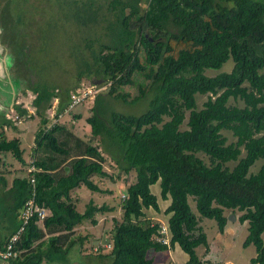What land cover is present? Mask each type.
<instances>
[{
    "label": "trees",
    "instance_id": "16d2710c",
    "mask_svg": "<svg viewBox=\"0 0 264 264\" xmlns=\"http://www.w3.org/2000/svg\"><path fill=\"white\" fill-rule=\"evenodd\" d=\"M13 2L0 0V18L6 23L18 22L17 15L22 19V6L13 13ZM67 4V20L84 28L100 25L94 0ZM108 9L113 19L109 15L103 20L108 22L110 40L89 39L86 47L91 55L81 54L77 80L84 76L99 80L108 86V96L126 104L136 105L151 95L148 108L140 114L108 111L103 93L97 94L87 118L92 137L99 140L94 144L60 124L47 126L46 112L53 99L60 100L58 116L68 108L71 90L58 91L55 85L40 81L32 87L33 105L42 124L33 152L41 156L35 161L36 171L15 177L10 185L7 171L0 169V212L7 216L0 223H8L3 250L22 226L21 212L34 193L36 202L50 214L42 227L37 215L31 218L14 245L21 256L10 263L72 261L76 239L66 245L60 234L44 240L43 229L70 232L86 222L97 225L98 214L115 210V206L91 200L79 211L72 194L82 186L92 192H109L94 177L109 176L104 164L110 157L126 175L135 171L136 188L121 198L123 217L115 219L109 251L104 252L102 246L92 251L102 259L95 264H159L148 257L149 251L163 252L176 245L189 255L186 264H205L196 250L201 245L209 247L200 219H214L224 233L229 220L226 209L241 212L239 221L248 223L243 244H254L257 252L250 264H264V164L257 172L250 171L264 159V0H110ZM229 59L234 61L230 72L206 73L222 68ZM198 94L208 95L202 108ZM231 99L244 105L232 104ZM16 109L22 116L27 114L20 105ZM186 120L188 128L182 129ZM223 130L237 140L227 143ZM0 137V154L10 152L25 164L21 140L8 138L4 130ZM242 149L246 151L243 157ZM199 153L208 156L210 163ZM232 161L237 164L230 168L227 163ZM158 182L161 198L170 200L165 209L171 214L170 246L155 240L161 222L146 218L144 211L160 210L151 190ZM87 240V235L79 237L81 246Z\"/></svg>",
    "mask_w": 264,
    "mask_h": 264
},
{
    "label": "rangeland",
    "instance_id": "374dc122",
    "mask_svg": "<svg viewBox=\"0 0 264 264\" xmlns=\"http://www.w3.org/2000/svg\"><path fill=\"white\" fill-rule=\"evenodd\" d=\"M21 1L22 0H14L15 3H12L13 13L20 5L23 8L22 19L20 20L22 24L14 28L19 27L18 30L21 29L22 40H26V45L30 48L32 47V63L30 67L33 70L36 69L40 82L51 86L55 85L58 91L69 89L71 90L69 95L76 89V84L80 85L83 83L86 86L97 85L93 86V89L97 90L96 93L89 99L73 108L68 106V108L58 116L57 108L60 100L53 99L52 107L46 112V117L48 118L47 126L60 124L66 130L73 131L74 134L80 137L84 142L97 144L99 140L92 137L91 126L87 122V118L92 114V107L95 104L94 101L97 94L103 93L105 107L108 111L116 110L127 114H140L146 111L151 95H149V98L146 97L136 105L126 104L108 96V94L105 93L108 86L99 80H93L85 76L80 81L77 80L79 71L78 65L82 62L80 60L81 54L86 53L87 58L91 55V52L86 47V43L89 42V39H97L99 37L100 41L103 42H108L110 40V37L106 36L108 32L106 26L108 22H104L103 20L104 18H109V15L111 19H113L112 12L108 9L110 0H94L95 6L93 8L97 12L100 25H90V28L81 27L74 21L67 20V15L69 13V4L67 3H70L72 0H65L67 3H63L64 0H27L23 5ZM142 6L145 7L146 4L142 3ZM97 7H100V10ZM18 11H20V9H18ZM17 16H19L18 19L21 18L20 15ZM94 46L98 48V42L95 40ZM233 66V59H229L222 68L208 69L206 73L210 76H214L223 71L230 72ZM78 85L76 87H78ZM130 91L134 94L133 88H130ZM35 96L36 94L31 89L21 92L17 96L15 108L6 112L10 115L13 114V111L19 112L18 109H16L19 105L27 109V114L23 115L21 119L22 123L15 124L12 120L8 122L6 120L5 123L7 114L4 116V120H0V131L4 130L10 139L14 137L19 138L25 151V164L18 161L10 152L0 154V169L11 173L15 172L12 175L8 172V174H5L9 185L15 177L29 176L33 160L35 161L41 156V152L37 154L33 152L38 139V131L42 125L41 116L36 113V108L33 105ZM207 97V94L197 95L199 108H202ZM230 102L240 106L244 105L242 101H235L234 99H231ZM188 114L187 112V117ZM78 115H81V117H78ZM186 123L187 120L182 125V129L188 128ZM223 134L228 139L227 143L237 140L230 131L223 130ZM245 154V149H242L241 157L245 156ZM198 155L202 157L205 162L208 164L210 163L208 156L203 153H199ZM236 164L237 161L227 163L230 168H233ZM263 164L264 159L258 160L251 167L250 171L257 172ZM104 165L109 176H95L94 179L103 189H108L109 192H92L87 187L82 186L74 189L72 194L76 199L79 211H84L91 200L99 205L107 203L111 206H115V210L98 214L96 216L99 221L97 225L86 222L78 225L70 232L60 231L51 233L43 227L44 235L42 239L44 240L48 239L51 235L60 234L61 243L66 245L71 238L76 239L77 243L71 249L70 257L73 261H79L80 264H95L97 261H102L98 254H94L92 251H96V245H101L104 252L109 251L110 248L107 246L111 243V231L115 225V219L121 220L123 217V209L120 205L121 198L128 190L136 188L135 171L126 175L121 170L120 166L110 157H107ZM110 175H112V177ZM151 190L158 197L160 210L157 211L153 208L145 209L146 218H150L153 222L163 221L164 223H168L171 214H167L165 209L170 204V200L161 198L160 182L152 185ZM189 202L193 210L197 213L199 218H201L196 209L193 197H189ZM225 215L229 220L224 233L219 231L217 222L214 219L205 217L200 219V226L203 227L208 236L209 247L204 245L199 246L196 249L197 254L205 264H209L207 261L216 264H250L251 259L257 255V252L254 244L247 247L243 244L248 235V223H241L239 221L238 218L241 212L237 211L236 213H232L231 210L226 209ZM3 217L7 219L5 213L3 214L0 212V218ZM230 217L234 219H230ZM1 224L0 230L8 225V223L5 225L3 222ZM40 227L42 226L40 225ZM0 233L2 235L1 231ZM4 233L8 234L5 230ZM86 235L88 236V240L81 246L79 237ZM148 257L154 259V261L159 264H186L189 259V255L184 252L179 245H176L174 249L163 252H156L152 249L149 251Z\"/></svg>",
    "mask_w": 264,
    "mask_h": 264
},
{
    "label": "built area",
    "instance_id": "2783aa9c",
    "mask_svg": "<svg viewBox=\"0 0 264 264\" xmlns=\"http://www.w3.org/2000/svg\"><path fill=\"white\" fill-rule=\"evenodd\" d=\"M93 86H97V85L86 86L83 83L78 85V87H76V89H74L70 94L69 107L73 108V107L85 102L94 93H96L97 90L96 89L94 90ZM55 100H59V98L57 97V98H55ZM6 118H7V120H12L15 124H19V123H22L21 119L23 118V116L20 115L19 112L13 111V114L12 115L7 114ZM35 161L33 160L30 172L37 170V168L35 166ZM30 180L33 183V187H34L35 186L34 185V182H35L34 176L31 175ZM34 195H35V193H34ZM34 195L30 200H28L25 208L21 212L20 219L22 220V226L20 227V229L17 233H15L13 236H11L6 249H4L3 251L0 252V257L4 260L10 259V258H15L19 255V252L14 249V245L20 239L21 233L24 231L26 225L29 223L31 218L33 216L37 215V223L40 225H43V222L45 221L47 216L50 214V210L48 208L40 206L36 202ZM124 196L125 195L123 194V197ZM160 222H161V225H160V228L158 230L160 235L154 236V238H155V240L160 241L163 244L170 246L172 233L170 230L169 223H164L163 221H160ZM100 247H101V245H96L95 250L99 251ZM107 247L110 248L111 244L109 243V245Z\"/></svg>",
    "mask_w": 264,
    "mask_h": 264
},
{
    "label": "flooded vegetation",
    "instance_id": "af4514ba",
    "mask_svg": "<svg viewBox=\"0 0 264 264\" xmlns=\"http://www.w3.org/2000/svg\"><path fill=\"white\" fill-rule=\"evenodd\" d=\"M21 18H19L18 22L15 23H6L3 19L0 18V31L3 32V36L5 37L6 44H8L9 49L11 52L17 57L19 63L23 68H20L18 66H15L12 69V73L14 76V80L16 82L17 88H16V97H15V102L17 101V96L21 92L27 91V90H32V87L35 86V84L40 81L39 75L37 74L38 72L33 70L30 65L32 63L31 59V51L32 47L30 48L29 46L26 45V40H22L21 38V29L18 30V28H14L15 26H19L21 24L20 22ZM10 21V20H9ZM13 37V38H12ZM12 38V39H11ZM3 87H0V90H2ZM2 91H0V97ZM9 97L8 100L5 99V101L10 105V103L13 101H9V98L11 95L8 94ZM3 100V99H2ZM5 102V103H6ZM1 105H3L1 103ZM3 110L0 107V120H4V116H6L7 113H2ZM6 121V118H5ZM0 226L2 224L0 223ZM4 227L1 228L2 235L0 233V252L3 251V243L5 241V236H7L6 233H4ZM21 255L19 254L15 258H10V259H17ZM10 259H2L0 257V264H11ZM73 261V260H72ZM70 263H60V264H80L79 261H73Z\"/></svg>",
    "mask_w": 264,
    "mask_h": 264
},
{
    "label": "water",
    "instance_id": "95a60500",
    "mask_svg": "<svg viewBox=\"0 0 264 264\" xmlns=\"http://www.w3.org/2000/svg\"><path fill=\"white\" fill-rule=\"evenodd\" d=\"M18 66L20 68H23L21 64L19 63L17 57L11 52L9 49L8 44H6L5 37L3 36V32L0 31V87H3L1 97H0V103L3 104L2 108L3 112L6 113L8 110L15 108V97H16V82L14 80V76L12 73V69ZM11 95L9 98V101L13 100L10 105L5 101V99L8 100L7 97ZM3 99V100H2ZM6 102V103H5ZM230 219H234L233 217H230Z\"/></svg>",
    "mask_w": 264,
    "mask_h": 264
},
{
    "label": "crops",
    "instance_id": "0c3cea01",
    "mask_svg": "<svg viewBox=\"0 0 264 264\" xmlns=\"http://www.w3.org/2000/svg\"><path fill=\"white\" fill-rule=\"evenodd\" d=\"M0 127H1V124H0ZM22 145H23V144H21V147H22ZM22 148H23V147H22ZM7 172H8V171H7ZM13 173H15V172H12V173H9V174L12 175ZM7 174H8V173H7ZM246 223H247V222H246ZM263 235H264V233H263Z\"/></svg>",
    "mask_w": 264,
    "mask_h": 264
},
{
    "label": "clouds",
    "instance_id": "9594fccd",
    "mask_svg": "<svg viewBox=\"0 0 264 264\" xmlns=\"http://www.w3.org/2000/svg\"><path fill=\"white\" fill-rule=\"evenodd\" d=\"M7 120V119H6ZM9 120H7V122H8ZM5 123H6V121H5Z\"/></svg>",
    "mask_w": 264,
    "mask_h": 264
}]
</instances>
